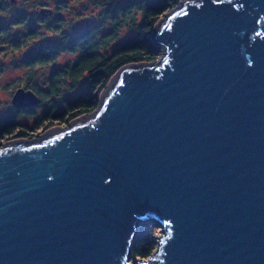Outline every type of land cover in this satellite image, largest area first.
<instances>
[{
    "label": "water",
    "instance_id": "95a60500",
    "mask_svg": "<svg viewBox=\"0 0 264 264\" xmlns=\"http://www.w3.org/2000/svg\"><path fill=\"white\" fill-rule=\"evenodd\" d=\"M153 38L94 112L0 146V264H264V0H180Z\"/></svg>",
    "mask_w": 264,
    "mask_h": 264
},
{
    "label": "trees",
    "instance_id": "16d2710c",
    "mask_svg": "<svg viewBox=\"0 0 264 264\" xmlns=\"http://www.w3.org/2000/svg\"><path fill=\"white\" fill-rule=\"evenodd\" d=\"M179 2L180 0H99L102 16L110 25L108 31L103 32L96 25L86 27L77 34L56 30L59 33L57 42L42 45L25 55L22 59L24 65L34 68L54 63L65 52L75 54L73 61L50 72L46 89L27 85V89L38 96L39 104L48 102L46 111L34 123L35 129L47 130L57 124L66 126L74 119L94 112L99 107L103 90L120 69L129 64L159 60L162 48L153 38L154 27ZM4 11L5 4L0 0V14ZM27 22L26 15H18L10 24L26 26ZM56 22L57 25L61 24V18H56ZM128 23L131 24L132 35L112 48V44L118 40L120 29ZM10 36V26L0 25V37L9 39L8 44L20 50L29 40L38 38L40 30L31 26L27 27L22 37ZM82 80L86 82V86L75 96H70L67 89H62L65 82H70L69 86L74 87ZM39 104L18 109L15 115L1 118L0 142L9 137H32L35 129L22 126L16 118L25 113L34 115ZM30 129L31 133L34 131L33 134L29 132ZM160 231L154 223H143L132 244V256L148 259L157 247L156 239Z\"/></svg>",
    "mask_w": 264,
    "mask_h": 264
},
{
    "label": "rangeland",
    "instance_id": "374dc122",
    "mask_svg": "<svg viewBox=\"0 0 264 264\" xmlns=\"http://www.w3.org/2000/svg\"><path fill=\"white\" fill-rule=\"evenodd\" d=\"M98 2L99 0H3L5 11L0 14V25L7 24L10 26V37H22L27 27L31 26H35L40 30V36L29 40L20 50L12 48L8 44L9 39L0 37V119L17 113L18 108L13 104V97L19 89L28 90L27 85L46 89L50 72L73 61L75 58V54L65 52L50 65H38L29 68L24 65L22 60L25 55L31 54L42 45L57 42L58 30L77 34L86 27L93 25L99 26L103 32L109 30V22L102 16V7ZM43 8H45V11ZM18 15L27 16L26 26L10 24ZM58 17L61 18L62 23L57 25L56 18ZM130 26L129 23L122 26L118 33V40L112 44V48H115L120 42L132 35L133 30ZM69 83L65 82L62 89H67L70 96H75L86 86L84 80L74 87H70ZM39 105L40 107H37L34 115L21 114L16 118L17 122L22 126L27 125L29 128L35 129L34 123L46 111L48 102L43 101ZM60 127L65 126L57 124L47 130L39 131L35 129V133L33 131L34 135L30 138L9 137V139L1 141L0 146L20 139L28 141L40 139L42 135ZM31 129L29 130L30 133L32 132ZM161 236L163 234L160 231L156 241ZM134 260L140 259L131 256L130 262Z\"/></svg>",
    "mask_w": 264,
    "mask_h": 264
},
{
    "label": "bare ground",
    "instance_id": "6f19581e",
    "mask_svg": "<svg viewBox=\"0 0 264 264\" xmlns=\"http://www.w3.org/2000/svg\"><path fill=\"white\" fill-rule=\"evenodd\" d=\"M80 119H82V118H79V119H77V120H80Z\"/></svg>",
    "mask_w": 264,
    "mask_h": 264
},
{
    "label": "flooded vegetation",
    "instance_id": "af4514ba",
    "mask_svg": "<svg viewBox=\"0 0 264 264\" xmlns=\"http://www.w3.org/2000/svg\"><path fill=\"white\" fill-rule=\"evenodd\" d=\"M21 109V108H20ZM23 109V108H22Z\"/></svg>",
    "mask_w": 264,
    "mask_h": 264
}]
</instances>
